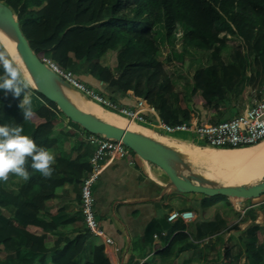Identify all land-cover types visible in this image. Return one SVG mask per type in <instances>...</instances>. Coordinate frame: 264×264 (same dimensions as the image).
I'll list each match as a JSON object with an SVG mask.
<instances>
[{"label":"trees","instance_id":"16d2710c","mask_svg":"<svg viewBox=\"0 0 264 264\" xmlns=\"http://www.w3.org/2000/svg\"><path fill=\"white\" fill-rule=\"evenodd\" d=\"M0 1L13 10L40 59H51L93 90L105 83V96L114 102L119 94L132 92L170 125L189 123L195 120L196 112L215 107L228 110L247 98L261 100L263 96L264 0ZM0 50H5L1 43ZM112 54L118 63L116 73L108 65ZM175 71L181 73V80L174 78ZM3 74L0 67V76ZM27 93L34 111L29 121L24 120L19 107L23 94L15 97L0 89V126H23L22 134L54 154V171L45 178L31 169L29 158V180L10 175L7 182H0V264H111L102 241L86 227L82 209L72 217H50L29 208L34 195L45 191L56 196L57 190L74 178L80 181L81 192L96 146L88 142L85 152L73 159L64 146L69 135L59 134L54 122L62 117L88 136L93 134L69 120L32 86ZM196 96L203 104L194 109ZM248 147L252 146L236 149ZM76 162L86 170V176L74 174L71 166ZM208 199L203 201L204 207L209 206ZM263 208L260 204L246 210L243 222H252L245 230L237 224L230 228L235 231L229 239L231 264H264V242L259 239L264 227L256 223L257 211ZM227 226L219 215L197 224L195 236L184 233L187 227L181 221L172 224L163 237L160 226L157 236L167 246L157 258L169 264L180 253L198 248L190 237L202 239L209 234L215 236L210 244L219 252L224 240L220 233ZM49 235L58 237L52 246L47 242ZM147 252L145 247L143 255Z\"/></svg>","mask_w":264,"mask_h":264},{"label":"crops","instance_id":"0c3cea01","mask_svg":"<svg viewBox=\"0 0 264 264\" xmlns=\"http://www.w3.org/2000/svg\"><path fill=\"white\" fill-rule=\"evenodd\" d=\"M108 65L114 73L117 72L118 63L115 54L108 56ZM98 87L99 90H96V92L105 96L106 84L101 82L98 84ZM65 92L75 104L81 106L86 112L107 122L111 121L110 123L118 126H120V120L129 122V120L83 98L78 92L70 90H65ZM108 98L110 97L108 96ZM135 99L136 97L132 92L121 93L117 96V103L131 107L135 104ZM247 101L248 98L245 103ZM245 103L237 104L228 110L220 107L208 109L204 113H208L209 119L203 123H210L211 120H221L229 114L234 115L232 118L239 116L247 108L251 107L249 105L245 109H242L240 106ZM195 120L197 122L200 121L197 118ZM54 124L59 134L65 132L69 135L64 139V146L65 150L72 154L73 159H76L79 154L85 152L83 150L89 142V136L82 129L72 125L62 117H59ZM156 135L159 137L160 142L174 148L193 164L204 169V171L210 172L211 175L212 172L205 162V156L199 153L197 149H211L214 152H243L244 150L253 149L264 144L263 142L259 145L237 150H220L211 147L202 148L193 144H180L165 137L161 138L157 133ZM71 167L73 172L75 171V175L81 176L83 174L84 176L85 174L86 176V170H83L82 165L78 162L72 164ZM167 182L168 178L160 168L141 160L131 152L126 157L115 160L104 170L93 188L95 215L100 228L108 237L114 240L116 247L119 249L115 255L116 264H144L145 262L162 264L159 262L157 254L166 248L167 244L162 237L165 236L172 224L177 221L183 222L187 227L184 233L188 235L192 233L195 236V233L197 234L195 232L197 224L216 219L218 215L228 223L227 228L220 233L223 234L224 240L220 245L221 249H219V252L213 244H210L211 241H214L215 236L209 234L202 239L190 237V240L198 245V248H192L180 253L169 264H231L233 261V251L231 244H229V239L230 236L232 238L235 236V231L230 228L237 224L240 230H245L252 222L251 219L244 220L243 222V219L248 216L246 210L252 206L262 204L261 201L252 200L244 202L240 200L238 204L236 203V199L230 198L216 201L212 197H205L201 194L178 193L171 188H166ZM80 186V181L77 182L74 178L72 182L59 188L56 196H48L45 191H42L32 197L29 208L50 217L62 214L72 217L81 211ZM205 198H209L208 203L210 204L207 207L202 205ZM174 211H192L195 214V218L190 222H184L181 219L169 222L168 216ZM257 215L256 223L264 227V208L258 210ZM160 226L163 229L162 237L157 236L159 234L157 230H159ZM151 234H154L153 238H151ZM57 239L58 237L49 235L47 242L52 246L56 243ZM259 239L261 243L264 242V230L259 233ZM147 240H151L150 245H148ZM145 247L148 248V252L144 256ZM219 256L221 258L220 261L218 260Z\"/></svg>","mask_w":264,"mask_h":264},{"label":"water","instance_id":"95a60500","mask_svg":"<svg viewBox=\"0 0 264 264\" xmlns=\"http://www.w3.org/2000/svg\"><path fill=\"white\" fill-rule=\"evenodd\" d=\"M0 31L10 40L23 68L12 52L1 41L0 43L11 58L20 65L23 75L26 76L27 74L29 79L32 80L31 86L38 94L54 102L69 120L78 124L87 132L119 141L141 160L160 168L168 178L166 188H171L178 193H194L207 197L221 195L230 199L238 198L244 202L264 195V177L261 179L256 177L252 184H220L206 178L174 148L144 133L134 131L130 127L112 124L82 110L68 97L65 90L81 93L53 72L38 57L25 37L17 16L8 5L1 1Z\"/></svg>","mask_w":264,"mask_h":264},{"label":"built area","instance_id":"2783aa9c","mask_svg":"<svg viewBox=\"0 0 264 264\" xmlns=\"http://www.w3.org/2000/svg\"><path fill=\"white\" fill-rule=\"evenodd\" d=\"M42 61L70 86L78 90L85 98L157 134L160 132L166 135L176 133L189 134L190 136H194L197 142L215 149H236L264 142V100H255L254 104L247 108L243 114L216 124H201L197 120H192L189 123L170 125L144 99L136 98L135 104L131 107L121 105L89 88L80 82L72 72L61 68L51 59L43 58ZM88 140L96 146V149L90 160V172L82 183L81 209L86 227L94 236L102 241L104 254L110 263L116 264L115 255L119 249L116 247L114 240L108 237L100 228L96 219L93 188L106 167L115 160L126 157L130 153V150L123 143L106 139L100 135H91ZM261 203L264 204V195L262 196ZM185 213H190L191 215L185 217ZM194 218L195 214L192 211H174L168 216L169 222H175L178 219L190 222Z\"/></svg>","mask_w":264,"mask_h":264},{"label":"clouds","instance_id":"9594fccd","mask_svg":"<svg viewBox=\"0 0 264 264\" xmlns=\"http://www.w3.org/2000/svg\"><path fill=\"white\" fill-rule=\"evenodd\" d=\"M0 67L4 74L0 76V89L11 92L15 97L23 94V100L19 104L25 121L34 116L31 97L27 89L32 85V80L25 77L20 65L11 58L6 50H0ZM24 132L23 126H0V182H7L10 175L17 176L27 181L30 173L26 168L28 159L31 160V169L39 172L45 178L53 174L52 165L55 156L44 147H38L35 141ZM185 217L190 213H185Z\"/></svg>","mask_w":264,"mask_h":264},{"label":"bare ground","instance_id":"6f19581e","mask_svg":"<svg viewBox=\"0 0 264 264\" xmlns=\"http://www.w3.org/2000/svg\"><path fill=\"white\" fill-rule=\"evenodd\" d=\"M0 41L12 52L13 56L21 64L10 40L1 31H0ZM77 106L80 107L82 110H84L81 106L79 105ZM119 123L121 127H130L134 131L144 133L145 135H148L158 141L160 140L159 137L156 135V133H154L150 129L144 128L131 121L127 122L120 120ZM197 150L199 153H202V155L205 156V162L210 168L212 172V176L215 179L224 182V184L226 185H232L235 183L239 185L252 184L256 179V177H258V179L264 177V144L257 146L253 149L244 150V151L242 150L243 152H238V151L214 152L211 149H197ZM220 150H227V149H220ZM233 199H236L237 204L240 202V199L238 198H233Z\"/></svg>","mask_w":264,"mask_h":264},{"label":"rangeland","instance_id":"374dc122","mask_svg":"<svg viewBox=\"0 0 264 264\" xmlns=\"http://www.w3.org/2000/svg\"><path fill=\"white\" fill-rule=\"evenodd\" d=\"M114 60V59H113ZM113 60H112V62H113ZM20 64V63H19ZM21 65V64H20ZM21 67L23 68V66L21 65ZM181 73L180 72H178V71H175V75H174V78H176L177 80L179 79V80H181V75H180ZM25 77H27L28 78V76H27V74H26V76ZM96 91V90H95ZM81 95V94H80ZM82 96V95H81ZM83 97V96H82ZM84 98V97H83ZM86 99V98H85ZM254 99H255V97L253 96L252 98H250V99H248V101L245 103V104H243V105H241L240 107L242 108V109H245L247 106H249V105H252L253 104V101H254ZM88 100V99H87ZM262 100H264V97L262 98ZM91 101V100H90ZM91 102H93V101H91ZM93 103H95V102H93ZM95 104H97V103H95ZM202 104H203V101H202V99L199 97V96H196V97H194V102H193V104H192V107L195 109V108H197V107H201L202 106ZM98 105V104H97ZM100 106V105H99ZM103 108V107H102ZM104 109V108H103ZM106 110V109H105ZM107 111H109V110H107ZM111 112V111H110ZM205 112V111H204ZM204 112H202V113H195V118H197V119H199L200 121H202V122H207L208 121V119H209V115H208V113H204ZM114 113V112H113ZM115 114H117V113H115ZM117 115H119V114H117ZM120 116V115H119ZM234 115L233 114H229V115H227L225 118H223V119H221V120H219V121H223V120H230V119H232V117H233ZM120 117H122V116H120ZM123 118V117H122ZM125 119V118H124ZM127 120V119H126ZM159 136H161V137H165V138H168V139H170V140H172V141H176V142H178V143H186V144H189V145H194V144H196V145H199V147H204V148H207V145H203V144H201V143H198L197 141H196V139L194 140L189 134H185V133H176V134H173V135H166L165 133H163V132H160L159 134H158ZM137 156V155H136ZM188 160V159H187ZM190 163H192L190 160H188ZM189 163V164H190ZM191 166H193L195 169H197L200 173H202L206 178H208V179H210V180H213V181H216V182H218V183H220V184H222L223 183V185H226V184H224V182H222V181H220V180H218V179H215L212 175H211V173L210 172H208V171H204V169H201V168H199L197 165H195V164H190ZM206 197V196H205ZM261 199H262V197H260V198H257V199H254L255 201H261ZM253 200V201H254Z\"/></svg>","mask_w":264,"mask_h":264}]
</instances>
